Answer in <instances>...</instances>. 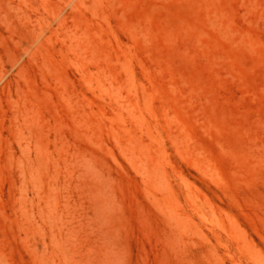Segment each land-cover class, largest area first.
<instances>
[{
    "label": "rangeland",
    "instance_id": "374dc122",
    "mask_svg": "<svg viewBox=\"0 0 264 264\" xmlns=\"http://www.w3.org/2000/svg\"><path fill=\"white\" fill-rule=\"evenodd\" d=\"M0 264H264V0H0Z\"/></svg>",
    "mask_w": 264,
    "mask_h": 264
}]
</instances>
